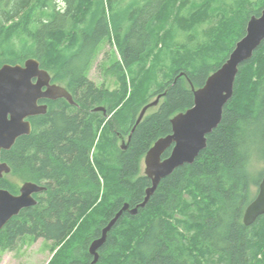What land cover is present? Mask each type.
Segmentation results:
<instances>
[{
    "label": "trees",
    "instance_id": "1",
    "mask_svg": "<svg viewBox=\"0 0 264 264\" xmlns=\"http://www.w3.org/2000/svg\"><path fill=\"white\" fill-rule=\"evenodd\" d=\"M141 1L117 11L116 0H65L63 9L50 0H0V67L37 58L79 105L41 100L47 113L29 118L32 132L2 151L9 174L47 187L35 195L36 205L0 231L3 249L32 235L58 247L51 264H91L90 245L117 212L144 201L152 181L142 160L172 132L174 115L194 105L192 84H205L245 36L251 17L264 9V0ZM206 23L200 39L197 29ZM178 33L187 41L173 43ZM20 35L30 43L18 52L13 40ZM107 37L121 57L114 65L115 90L88 78ZM158 40L171 53L169 72L163 70L171 75L150 89L163 52L156 51ZM149 97L162 102L136 125ZM99 106L106 112L96 111ZM252 160L264 161V41L240 65L234 95L207 135V147L193 163L162 178L137 214L124 211L96 264H264V214L251 225L243 219L255 198L252 185L264 177L251 173ZM7 175L0 188L18 193Z\"/></svg>",
    "mask_w": 264,
    "mask_h": 264
},
{
    "label": "water",
    "instance_id": "2",
    "mask_svg": "<svg viewBox=\"0 0 264 264\" xmlns=\"http://www.w3.org/2000/svg\"><path fill=\"white\" fill-rule=\"evenodd\" d=\"M263 41L264 9L259 16L251 17L245 36L236 43L222 66L210 74L205 84L199 88L192 84L194 105L171 119L172 132L156 140L145 155V174L151 179L152 185L147 189L144 201L131 209L126 203L117 212L103 229L101 237L90 245V253L94 256L91 264L99 261V249L105 244L108 232L116 225L124 211L129 210L131 214H137L139 208L146 207L162 178L170 175L179 166L193 163L207 147V135L219 126L224 108L234 95L240 65L252 58L254 51ZM61 98L71 104H77L73 94L65 86L53 83L51 74L41 67L37 58H28L24 63H5L0 67V177L11 172L9 164L2 160V151L10 150L20 136L32 132V122L29 118L47 113L48 104L40 103V100ZM158 100L143 107L136 125L142 121L151 106L158 104ZM95 110L106 112L104 106ZM170 147L171 154L163 158V153ZM46 189L45 185L33 181H25L19 194L0 188V231L24 208L36 205L38 200L34 194ZM263 214L264 177L259 185V193L245 210L244 223L251 225Z\"/></svg>",
    "mask_w": 264,
    "mask_h": 264
},
{
    "label": "rangeland",
    "instance_id": "3",
    "mask_svg": "<svg viewBox=\"0 0 264 264\" xmlns=\"http://www.w3.org/2000/svg\"><path fill=\"white\" fill-rule=\"evenodd\" d=\"M51 1V7H54L55 3L60 6L62 9L65 6V0H50ZM141 0H122L118 1L116 0V10L119 11L120 9H127L131 7L133 4H141ZM47 12H51L49 9ZM108 20L110 23H112L113 18L110 17L112 15L111 11L108 10ZM189 16V14L187 15ZM208 23L199 26L197 29V34L200 36V39H203L202 36V27H206ZM111 33H113V26L110 24ZM173 43H179L181 41H187L185 33L183 34H175L174 38H170ZM199 40V39H198ZM29 40L26 36L20 35L17 36L13 40V49L15 51L20 52L21 50L24 51V48L27 49L29 46ZM158 49L163 50V52L160 55V58L157 61V67L160 69L155 75L158 77V80H153L149 82L150 89L155 86V83L163 81L165 78L169 77L171 73H163L169 72V68L171 66V53L168 49V47L164 44V42L158 40ZM165 48V51H164ZM121 60L120 54L118 53V49L116 47V43L112 38H105L101 45L99 46L98 50L94 54L89 70H88V78L97 86H104L108 88L109 90H115L119 87L118 82V75L117 70L115 69L114 65L117 64ZM148 65H152V57L150 58V62H148ZM129 72V71H128ZM51 75H53V72H50ZM57 84L60 85H66L65 82L56 81ZM156 99H159V103L157 105L151 106L147 114L152 113L155 111L159 104L162 102V98L159 97H149V103L154 102ZM122 143V141H119ZM251 167L252 171L251 173L254 175V177L259 176L260 174L264 173V161H251ZM145 161L144 158L142 160V171H145ZM7 177L11 180L13 184H15L18 188V191L20 190V187L24 183L23 180L18 179L16 176H13L11 174H8ZM261 182V181H260ZM259 185H252V192L253 195L256 197V195L259 193ZM54 243L51 240H45L43 237H35L32 235H26L23 236L21 239L18 240L14 248H8L3 249L0 247V264H51V261L53 260V257L55 253L57 252L58 247L54 248Z\"/></svg>",
    "mask_w": 264,
    "mask_h": 264
},
{
    "label": "flooded vegetation",
    "instance_id": "4",
    "mask_svg": "<svg viewBox=\"0 0 264 264\" xmlns=\"http://www.w3.org/2000/svg\"><path fill=\"white\" fill-rule=\"evenodd\" d=\"M72 105H75V106H79L78 104L76 105V104H72ZM4 176V175H3ZM19 193V192H18ZM18 193H16V194H18ZM36 194H41V193H36ZM36 194H34V197H35V195Z\"/></svg>",
    "mask_w": 264,
    "mask_h": 264
},
{
    "label": "snow or ice",
    "instance_id": "5",
    "mask_svg": "<svg viewBox=\"0 0 264 264\" xmlns=\"http://www.w3.org/2000/svg\"><path fill=\"white\" fill-rule=\"evenodd\" d=\"M209 87H211V83H210Z\"/></svg>",
    "mask_w": 264,
    "mask_h": 264
}]
</instances>
